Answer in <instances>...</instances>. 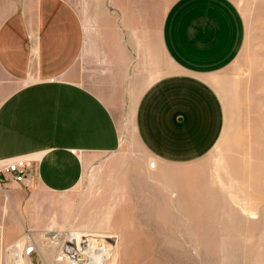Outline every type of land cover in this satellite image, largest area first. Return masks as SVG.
Segmentation results:
<instances>
[{"label": "rangeland", "instance_id": "374dc122", "mask_svg": "<svg viewBox=\"0 0 264 264\" xmlns=\"http://www.w3.org/2000/svg\"><path fill=\"white\" fill-rule=\"evenodd\" d=\"M68 1L88 51L100 50L111 24H128L129 98L116 112L122 146L85 157L83 177L68 192L0 186V264H71L72 234L81 235L83 252L90 245L114 254L102 264H264V0H231L244 21L240 52L196 78L209 99L186 121L178 114L184 137L173 154L157 153L139 117L159 79L185 78L160 39L177 0ZM7 217L15 223L10 241Z\"/></svg>", "mask_w": 264, "mask_h": 264}, {"label": "crops", "instance_id": "0c3cea01", "mask_svg": "<svg viewBox=\"0 0 264 264\" xmlns=\"http://www.w3.org/2000/svg\"><path fill=\"white\" fill-rule=\"evenodd\" d=\"M126 25L111 24L100 50L88 51L85 25L68 0H0V170L6 160L23 157L31 162L28 188L63 193L80 183L85 157L121 148L116 112L129 98ZM141 34L144 44V29ZM160 39L185 78L159 79L139 121L157 153L173 154L181 152L177 144L184 137L176 128L178 114L186 121L209 99L196 78L234 61L244 21L231 0H177L161 23ZM82 73L93 85L80 80ZM0 186L22 185L5 182L0 173ZM14 225L4 219L6 241L13 240Z\"/></svg>", "mask_w": 264, "mask_h": 264}, {"label": "built area", "instance_id": "2783aa9c", "mask_svg": "<svg viewBox=\"0 0 264 264\" xmlns=\"http://www.w3.org/2000/svg\"><path fill=\"white\" fill-rule=\"evenodd\" d=\"M31 162L23 157H14L1 163L0 173L3 175L4 181L13 180L16 183L24 184L30 178ZM151 167L155 168L156 163L152 162ZM32 247L28 251H32Z\"/></svg>", "mask_w": 264, "mask_h": 264}, {"label": "bare ground", "instance_id": "6f19581e", "mask_svg": "<svg viewBox=\"0 0 264 264\" xmlns=\"http://www.w3.org/2000/svg\"><path fill=\"white\" fill-rule=\"evenodd\" d=\"M80 236L75 235V234L71 235V237H73L75 239L76 244L74 247H71L68 249L69 252L71 251V253H74L73 255L71 254L70 256H68L69 263H71V264H99L102 262V260H104V257L106 259L110 258L111 256L114 258V256H113L114 254H111L109 251H103L102 249H98L97 252L93 251V249H92V247H90V245H88L89 250L86 252H83V248H82L83 247V244H82L83 241H82ZM85 241H87V240H85ZM91 251H93L94 253H92L91 255H87V253L91 252ZM80 254H84L85 257L80 259L78 257ZM115 258H116V254H115Z\"/></svg>", "mask_w": 264, "mask_h": 264}]
</instances>
